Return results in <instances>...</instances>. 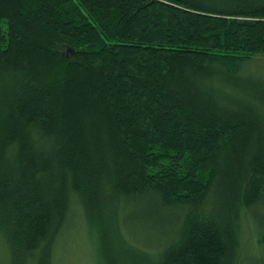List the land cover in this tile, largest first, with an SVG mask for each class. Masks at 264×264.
<instances>
[{
  "label": "trees",
  "instance_id": "trees-1",
  "mask_svg": "<svg viewBox=\"0 0 264 264\" xmlns=\"http://www.w3.org/2000/svg\"><path fill=\"white\" fill-rule=\"evenodd\" d=\"M263 59L264 0H0V264L74 228L96 264H264Z\"/></svg>",
  "mask_w": 264,
  "mask_h": 264
},
{
  "label": "rangeland",
  "instance_id": "rangeland-1",
  "mask_svg": "<svg viewBox=\"0 0 264 264\" xmlns=\"http://www.w3.org/2000/svg\"><path fill=\"white\" fill-rule=\"evenodd\" d=\"M260 63L258 65L252 63L245 65L240 72L242 79L264 81V59L261 60ZM77 230L76 228H74L72 231H70L66 235L63 243L59 245L55 264H96V261L94 260L95 254L92 250L91 245L92 243L89 240L87 233L83 230V228H80L78 231ZM133 230L135 232L136 238H146L147 235L143 232L144 229L136 227ZM246 231H249V233L245 232L246 236L248 237L247 249L249 251L252 250L254 256L262 255V259L264 262V253L262 249L256 244L253 236H249L251 230L249 228H246ZM254 263L255 262L251 259H249L247 262V264Z\"/></svg>",
  "mask_w": 264,
  "mask_h": 264
}]
</instances>
